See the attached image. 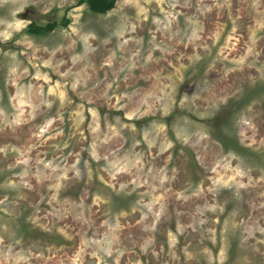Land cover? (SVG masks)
Wrapping results in <instances>:
<instances>
[{
    "label": "rangeland",
    "instance_id": "obj_1",
    "mask_svg": "<svg viewBox=\"0 0 264 264\" xmlns=\"http://www.w3.org/2000/svg\"><path fill=\"white\" fill-rule=\"evenodd\" d=\"M77 1L0 0V264H264V0Z\"/></svg>",
    "mask_w": 264,
    "mask_h": 264
},
{
    "label": "trees",
    "instance_id": "obj_2",
    "mask_svg": "<svg viewBox=\"0 0 264 264\" xmlns=\"http://www.w3.org/2000/svg\"><path fill=\"white\" fill-rule=\"evenodd\" d=\"M85 3L88 9L94 13L104 14L110 11L116 3V0H78L77 5ZM69 19L64 17L60 23L61 26H66ZM59 25L56 21L48 22L44 25L36 24L34 22L28 24L27 31L30 33H43L53 30Z\"/></svg>",
    "mask_w": 264,
    "mask_h": 264
}]
</instances>
